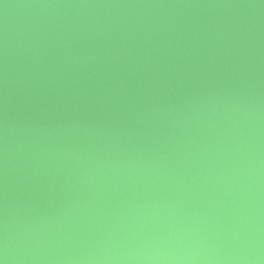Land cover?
Masks as SVG:
<instances>
[{
    "label": "water",
    "instance_id": "1",
    "mask_svg": "<svg viewBox=\"0 0 264 264\" xmlns=\"http://www.w3.org/2000/svg\"><path fill=\"white\" fill-rule=\"evenodd\" d=\"M0 264H264V0H0Z\"/></svg>",
    "mask_w": 264,
    "mask_h": 264
}]
</instances>
